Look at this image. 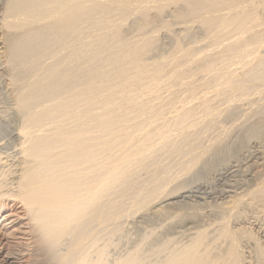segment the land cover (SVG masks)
Instances as JSON below:
<instances>
[{"label":"bare ground","instance_id":"obj_1","mask_svg":"<svg viewBox=\"0 0 264 264\" xmlns=\"http://www.w3.org/2000/svg\"><path fill=\"white\" fill-rule=\"evenodd\" d=\"M3 1L1 27L8 33L5 39L7 63L13 71L11 82L18 85L20 92L16 95L17 107L13 108L10 123H0V164H6L0 171V201L10 198L24 204L37 234V250L44 259L43 264H245L242 239L253 235L243 233L244 229L238 233L230 224L233 210H238L242 201L245 203L246 193L252 195L251 198L257 194L264 199V179L261 178H264V164L259 163L264 159L263 153L258 150L250 153L248 147L252 138H248L247 145H235L242 156L241 150H247L248 164L243 163L244 171L240 163L234 162L237 156L232 148L234 151L223 147L228 155L225 159L217 155V159L214 153L224 146V140L219 138L222 134L211 138L213 127L206 123L195 130L197 127L191 121L196 117L195 112L178 108L177 100L168 104L161 102L159 107L155 102L161 97L160 84H169L178 71L180 77L189 64L203 58V49L207 48L200 40L216 47L211 49L210 46V55L213 50L222 49L217 50V55L213 51L215 56L206 58L209 62L204 58V65L203 60L200 61L203 66L200 65L199 70L213 76V86L205 85L209 89L205 91L207 88L202 87L204 91L200 93L198 89L195 91L196 87L193 90L186 86L192 94H199H193L192 98L201 100L199 103L205 112L199 110L200 114L216 115L218 110L214 113L209 107L214 100L210 96H216L219 102L217 96L222 91L230 93V98L227 94L228 99L223 98L224 103L227 101L230 105L255 94L263 95L261 73L264 71H256V64L264 61V56L258 52L264 45V35L262 33L263 39L257 35L258 31V34L264 32L260 31L264 18L257 15L256 10L260 4L264 9V0ZM171 6L177 7L172 18L176 22L171 23L168 18L170 22L162 20L164 24L160 26L178 22L179 26L187 25L192 29L198 24L203 27L204 39L198 36L199 40H195L203 47L199 46L200 51L180 46L178 50L182 53L188 50L190 57L181 64H166L171 69L167 75L159 68V62L155 69L146 70L143 56L149 51V45L143 41L144 36L133 43L120 42L106 47L107 39L121 32L101 21L107 18L105 14L114 12L115 8L129 9L148 18V26L152 12L159 18L169 12ZM97 8H100L98 12ZM93 12L102 16L93 18L90 16ZM97 18L100 20L96 24L101 28L98 27L99 32L94 37L83 24ZM154 20L150 24H155ZM165 26L163 28L168 29ZM255 27L260 30L254 33ZM227 51L231 54L226 55L227 58L221 55L226 60L214 61ZM40 56L52 62L39 65ZM111 56L114 59L108 60ZM184 62L186 68L180 66ZM254 63L257 69L253 68L259 73L255 77L263 78L259 87L260 81L255 85L254 77L244 73H252L248 67ZM242 66L249 70L243 71ZM233 67H241L242 72H238L252 81L251 86L246 83L249 80L242 84L257 88L251 91L241 85L239 80L243 76L235 75L237 71L233 70L237 68ZM26 70H31L36 78L23 86L18 75ZM182 80L180 82L185 79ZM187 83L185 85H191ZM192 98L187 101L193 104L196 101ZM167 109L178 114L175 120L167 119ZM199 115L197 117H201ZM144 116L147 117L144 119ZM179 137L181 142H174ZM203 137L208 139V144L193 145ZM165 155L174 158L165 162L162 159ZM148 160H152L151 163L147 164ZM241 171L244 172L243 183L235 180ZM143 173L146 178H142ZM253 187L258 191H253ZM187 200H191L190 203ZM208 218L212 223H208ZM254 247L258 250L260 245ZM261 251L254 252L261 254ZM8 262L4 264L12 261Z\"/></svg>","mask_w":264,"mask_h":264},{"label":"rangeland","instance_id":"obj_2","mask_svg":"<svg viewBox=\"0 0 264 264\" xmlns=\"http://www.w3.org/2000/svg\"><path fill=\"white\" fill-rule=\"evenodd\" d=\"M257 2H261V0H257ZM4 6H5L4 1L0 0V7H1L0 8V123L1 124H2V122L3 123H10L11 119L13 118L12 117L13 113H14L13 111H15L14 109H16V107H17L16 95H17V93L20 92L19 87H17L18 85L12 84L13 82H11L13 71L11 69V65L9 63H7L8 62V60H7L8 48H7V43H6L5 39H6V36H7L8 33L6 31H4L2 29V27H1L2 13H3ZM172 7H174V6H171L168 9L169 12L166 13V14L169 13L170 15L169 14H168V16L166 14L162 15V16H166L165 17L166 19L164 17H162V16H160L161 19H160V17L157 18L158 15L154 14L155 12H152V15H149L150 17L152 16L151 19L153 18L152 20L149 18V20L151 21L150 23H152L153 20L156 19V18H157V21L154 20L155 24H153V25L150 24V23H149L150 24L149 25L147 23L148 26L146 25V22H148L146 20H148V18H146L145 16H141L142 13L141 14H139V13L135 14L136 12L134 13L132 10H129V9L115 8L114 12H111L108 15L105 14V16L107 18H102L101 21L107 22V24L109 26H114L117 29H119V31L121 32V34H119V35H116V36L111 37V38L109 37L107 39L106 47H108V46H110V47L111 46H117L120 42L133 43V42H135L137 40H140L144 36L145 39L143 38L144 39L143 41L146 42L149 45V51L143 56L144 59H145V62H146V70L149 71V70L155 69V67H157V65H155L156 62L157 63L159 62V64H160L159 68L161 69V71L164 72L165 75H167L169 73V71L171 70L170 67L168 68L167 66H165L166 64H169V63H172L173 65L174 64L175 65L181 64V63H183V61L188 60L186 58L190 57L189 55L191 54V52L189 54L188 50L186 52H183V53L178 50L179 47L182 46V45L184 47H186V48L188 47V49H190V51L194 50L193 52H196L195 49L196 50L199 49V51H200V49L203 48L202 46L207 48L206 51H205V49H203V51L206 54L205 53L203 54L204 56H203L202 59H200V61L205 58L204 60H206V62H209L208 60L210 58H213L215 55L219 54L218 53L219 51L217 52V50L219 49L221 51L222 50L221 48H218L217 50H213V51L217 52L215 55H213V51H212V53L210 55L209 52L211 50L209 51V49H210V46L213 45V43H212V45L209 46V44L204 43L203 40L201 42V40H200V44H202V43L204 44L202 46L199 45L202 48H200L198 46V44H196L195 40H197L198 38L199 39H204L203 38V33H202L203 32V27L201 25L199 26L198 24H195V25H198L199 28H198V26L194 25L195 28L192 27V29H190L191 27L187 26L186 24H185L186 26L184 28L183 25H182L184 23L181 24L182 26H179L180 23L178 24V22H177L178 25L177 24H174V25L171 24V26L166 25V23L169 21L168 18L170 19L171 23L176 22V20H173L174 19L173 17L176 14L175 12L177 10H175V9L177 7H175V8H172ZM258 7H259V5L257 6L258 10H256L257 11L256 13H258L257 15H259L260 17L263 15L262 18H264V9L263 8H262L263 10L261 9V4H260V8H258ZM171 9H173V10H171ZM99 10H100V8H97V12ZM171 11L172 12L174 11L173 12L174 15H172L173 13ZM94 14H95V12L90 14V16L93 17V18H94V16H95V18L97 16H100V17L102 16L100 14H96V15H94ZM171 15H172V17H171ZM88 17L89 16H87L86 18H88ZM98 20H100V19H98V18H97V20L91 19V20H88L90 22H85V24H83V28H85V30L90 35H92L94 37L96 36L97 32H99V29L101 28L100 26H98L96 24V22ZM162 20H163V22H166L165 25L168 26V29H166L167 27L165 25H163L164 23L161 22ZM262 21H263L262 23H264V19ZM161 23H163L162 27L160 26ZM262 23H261V25L259 24V26H258V27H260V29L262 27L264 28V24L262 26ZM141 25L144 26L145 28L144 27L142 28ZM163 26H165L166 28H163ZM98 27H99V29H98ZM138 27L141 28V29H139ZM153 27H154V29L156 31L153 29ZM186 27L188 29H186ZM258 27H255V29L253 30L254 33L257 32ZM200 28H201L202 31L200 30ZM263 28H262V30H260V29H258V30L264 31ZM206 31L204 32L205 33L204 34L205 37L207 36V34H209V31H207V34H206ZM143 33H147V35L145 34L146 35L145 36ZM258 33H259V31L257 32V35L258 36L261 35V36H259L260 38L262 37V33L264 35V32H260L261 34H258ZM257 35L255 34V36H257ZM94 37H92V38H94ZM263 38H264V36H263ZM263 38H261V39H263ZM206 41H208V40H206ZM227 43H228V41L225 43V45ZM228 45H229V43H228ZM224 46H222V47H224ZM263 46H262V49H263ZM55 49H56V47H54L52 49V51H54ZM211 49H216V47L213 48V46H212ZM262 49L259 50L258 52H260V55L262 54V56H264L263 55L264 49L263 50ZM207 52L210 55L209 58L206 56V55H208ZM228 52L229 51H227L226 53L222 52L223 54L221 53L220 56L221 55L222 56L223 55L226 56V55H228L230 53V52L229 53ZM212 55H213V57H212ZM229 55H231V54H229ZM220 56L219 57L217 56V58L215 57L214 61L215 60H220L219 58H221L220 61L222 63L223 59L226 60L224 57H222V56L220 57ZM227 57L228 56H226V58ZM112 59H114V56L108 57V60H112ZM165 59H168V61H166ZM37 60L39 61V65L42 64L43 62H46V63H51L52 62L50 59H45L44 56H40V58L37 59ZM163 60H165V61H163ZM204 60L202 61L203 65H204ZM200 61L198 60V62H194L192 64H189L190 66H188V67L185 66V63L187 61L184 62V64H182L180 66H182V67L184 66V68L187 67L188 69H183L184 70V72H183V70L180 68L181 72H183L182 74H180L182 76L179 77V71H178V75L177 76L175 75L176 77L171 79V81L169 83L170 85L168 83H167L168 85L167 84H160L158 86L159 87L158 91H159V95H161V97L159 96L160 100L159 101L157 100V102H155V105L157 104L158 107H159V105H161L160 104L161 102H163V103L166 102V104H168L169 102H171V100L172 101L177 100L178 103L176 104V106L178 108H181V109H184V108L186 109L187 108L188 110L192 109V113H194V112L196 113V114L194 113V115L196 117H194L191 120L192 123L195 124L196 127H197L195 130H199L201 128V125L203 127V126H205V123H206V126H209L211 128L213 127L211 132L213 133L214 136L212 135V133H210V135H211L210 137L211 138H213L215 136L217 137V135L219 137V135L221 136V134H222V136L219 137V138L221 140L223 139L224 140L223 142L226 143V144L223 143L222 145H224V146L220 145V146H222L221 150H217L214 153V156L217 157V155H219V158L221 157L220 159H222L224 156L226 157V155H228L227 154L228 150L230 148H232V149L235 150V153H233V154L235 155V157L237 156V158L234 159L235 160L234 162H236L237 165L240 163L241 164L240 166L243 168L242 170L244 171L245 170L244 165L248 164L247 163L248 160L246 159L247 155H245L247 150H246V148L241 150L244 153L243 156H242V154H240L242 152L238 151L239 147H237V149H236L237 145H242V144L247 145L245 143H247L248 138H252L251 145H250V147H248L249 148L248 149L249 152L253 153L254 151L257 152V150H258L261 153H263L262 158H264V98H263L264 94L263 95L259 94L260 96L255 94V96H254L255 98L251 97L249 99L241 100V102L239 101V103L236 102V103H232L230 105V104H226L227 101L224 103V99H226V100L228 99V98L225 97V95L227 94L226 96L229 97L230 93L229 92H226V93L224 92L225 93L224 94L223 91H222V93L221 92L220 93L223 94V95H221L219 93L218 96H217V99L219 100V102L215 99L216 96H214V97L210 96V99H212V100L214 99V100L213 101L210 100V102L211 101L212 102L209 103V107H210V109H212L211 111H213V109H214V113H215V110H218V111H216L217 112L216 115L215 114H211V116L209 117L208 116V112H207V115H204L206 113L200 114L201 111L204 110V109H201L202 106H200L201 103H199V102H201V100L198 99L199 101L198 100L196 101L195 98L193 99L192 95L194 93L192 94L190 90L191 89L194 90V88L196 87L195 91H196V89H198V93H200V92L204 91L203 88L205 89V87H206L205 85H207V84L209 85V83H210V86L212 87L213 84H214V82L212 81L214 78L211 79V77H213V76L207 75V73H204L205 71L202 72L203 71L202 69H201L202 71L199 70L203 66L202 62H200ZM262 62H264V61H262ZM262 62L256 64L258 69L255 67V63H254V66L250 65L251 67L250 66L248 67L249 69L250 68L252 69V73L249 72V71H248V73L244 72L246 75L249 74L248 76L250 78L254 77V78H252L253 80L252 79L251 80L254 81L256 84L255 83H253V84L258 85L261 82V84H259L258 87L262 86V84L264 82L263 81L264 80L263 79L264 78V73L262 72V71H264V69H263L264 68V66H263L264 63H262ZM198 63H201V64L198 65ZM200 65H202V66L199 68ZM259 65H261V66L259 67ZM253 67H255L257 69L256 71H258L259 73L262 72L261 74H262L263 78L260 77V79H259V75H257V77H258V80H257V77H255V76H256V73L257 74H259V73L256 72L254 70L255 68H253ZM196 68H198V69H196ZM234 68H237V67H233V69ZM240 68L241 67H238L237 69L233 70V72L235 70L237 71L235 73V75L236 74H240L239 72H242V70H240ZM244 68L245 67L242 66L243 71L249 70L247 68L246 69H244ZM259 68H260V70H259ZM190 69L193 70V72ZM185 70L187 71V73H185L186 72ZM18 71L19 70L15 71V73H18ZM30 71L26 70V72H21L20 73L21 75H18L22 79V81L20 82V85L22 84L23 86H26L28 83L32 82L36 78L35 74H32ZM194 72H195V74H194L195 77H194V75L191 74V73H194ZM184 73L187 76L184 75ZM244 73L243 74L241 73L238 76H239V78L241 77V75L243 76L242 77L243 80L240 79L239 81L241 82V85H244L247 88L249 84L251 86V84H252L251 82L252 81H250L249 77H248V80L250 82L247 79H245ZM253 73H255L254 76H253ZM250 75H252V77ZM206 76H209V77H206ZM246 78H247V76H246ZM181 79H183V80L185 79L186 81L184 80V82H180ZM254 79H256V80H254ZM244 80L249 82V83L246 82L248 85H245L244 83L242 84V82H244ZM256 81H258V82L260 81V82L258 83ZM171 82H173V83H171ZM187 82L191 83V85L190 84L189 85H185ZM237 83H238L237 85H240V83L238 81H237ZM202 85H204V86H202ZM237 85L235 87H237ZM186 86H189V87L191 86L190 87L191 89L189 87H186ZM250 86L248 88H250ZM186 88H187V90H186ZM239 88H241V87H239ZM252 88H257V87L255 86V87H252ZM252 88H250L251 91H252ZM18 89H19V91H18ZM208 89H209V86H208L207 89H205V91H207ZM253 90L255 91L256 89H253ZM186 91L189 92L190 94L187 93ZM196 93L197 92H195L194 95L198 94V93L197 94ZM228 93H229V95H228ZM239 93H240V91H239ZM238 94H235V96L238 95ZM188 95H189V97H188ZM194 95H193V97H195ZM198 96H199V94H198ZM219 96H220V98H219ZM186 97H188V99L192 98L193 101H196V102H194L193 104H192V102L189 103L187 101L188 99ZM260 97H261V101L259 100ZM254 101H256V102H254ZM221 102H222V104H220ZM210 104H212L211 106H213L214 108L213 107L211 108ZM228 105H230V106H228ZM216 107H218V108H216ZM155 108H156V106H155ZM199 110H201V111H199ZM204 112H205V110H204ZM218 112H219V114H218ZM198 113L201 115V117H197L199 115ZM221 113H223V114H221ZM177 115H178L177 113H174L172 110H170L169 112H167V114L165 116L167 117L168 120H170V119L173 120V118L175 116H177ZM213 115H215V116H213ZM218 115H219V117H218ZM204 116H205V118L206 117L207 118L204 119ZM146 117L147 116H144L143 118L145 119ZM2 118H5V119H2ZM175 118H174V120H175ZM199 122H201L202 124H200ZM197 124H199V125H197ZM214 129H217V130H214ZM248 130L250 131V133H249ZM252 130H253V132H252ZM193 131H194V129L190 130V132H193ZM226 131L229 132L228 134H225L227 136L224 135V133ZM251 132H252V134H251ZM249 134H251V135H249ZM252 135L254 137H251ZM255 135H257V136H255ZM2 137H4V136H2ZM210 137H208V138H210ZM181 140H182V138L179 137V138L175 139L174 142L179 143V142H181ZM208 143H209L208 139H206V137L205 138L203 137V139L201 138L197 143H194L193 145H199V144L200 145H204V144H208ZM231 146H233V147H231ZM223 147L226 148V149H228V148L229 149L226 151V149L223 150L224 149ZM234 150H231V151H234ZM220 153H221V155H220ZM208 155H207V157H205L206 159L209 158ZM244 155H245V157H244ZM238 156H239L240 159H241V157H243V158L241 160L240 159L238 160ZM225 157H224V159H225ZM172 158H174V157H172V156L170 157L168 155H165L162 159L165 160V162H170ZM219 158L217 157V159H219ZM236 160H238L239 162H237ZM151 161L152 160H148L147 164L151 163ZM4 162H6V160ZM243 163H244V165H243ZM259 163L264 164V159H262ZM236 164H233V165H236ZM3 165H6V164H3ZM3 165H2V163L0 164V171L3 168ZM8 165H10V164H8ZM7 169H8V167L6 168V170ZM14 169L15 168H13L12 170H14ZM243 173L241 171V173H239V176L237 177L238 179L237 178L235 179L236 181L237 180L240 181L239 183H243L241 181L242 178H243ZM141 176H142V178H146L147 177V176H145V173H143ZM261 178L264 179L263 176ZM228 185H229V183H228ZM253 189H254V187L252 188V190ZM241 191H243V189L240 190V192ZM253 191L257 192L258 190L254 189ZM246 194H247V196L244 197L245 203L242 201V203L239 204V206H238L239 209L237 210V208H236V210L238 212L236 210H233V212L234 211L235 212L232 213L233 214L232 218H233V216H234V218L233 219L231 218V224L230 225H232V228L233 229L235 228V230H237L238 233H242V232L245 233V231H246V232H249V233H251L253 235L252 238H246L245 237V239H242V240H244L242 242V244H244V245H241V249L244 250V251H242L241 249L240 250H241V252H244V253H242L243 254V256H242L243 261L245 259L244 263L245 264H255V263L256 264L257 263L258 264H261V263L264 264V262H263L264 261V259H263L264 258V250L261 251L262 248L264 249V244H263L264 243V219H263L264 218L263 217L264 211H262V210H264V207H260V206H264V205L260 204V203H262V204L264 203V199L261 198L262 196L260 197V195H258L261 198V200H260V198L258 196H256L257 194H255L256 198H258V199H256L255 196H253L255 198V200H256L255 201L254 198H251L252 195L250 196V195H248V193H246ZM247 197L248 198L250 197L251 199L249 198V200H248ZM252 200H254V201H252ZM190 201L191 200H187L188 203H190ZM261 201H263V202H261ZM258 202H259L260 205L258 204ZM248 204H249V206H248ZM250 205H251V207H250ZM243 211H244V213H243ZM207 212H209L208 209H207ZM237 216L239 217V219L237 218ZM211 218H213V216ZM211 218H208V223H212V219ZM214 219H213V221H215ZM209 220H210V222H209ZM199 224H202V223H199ZM240 230L241 231L243 230V231L241 232ZM255 234L257 235L256 236L257 241H256V238H255ZM211 236H212V234H211ZM246 239H249V240H246ZM250 239H252V240H250ZM250 241H252V242H250ZM254 241H256V242H254ZM257 242L260 243V244H258ZM259 245H260V247L258 248V250H256V247H254V246H259ZM38 246L39 245L37 244V234H36V231H34V229H33V222L31 221V217L29 216V213L27 212L24 204L19 202L18 200H13V199H10V198L9 199L8 198H4L3 200H1L0 201V264L9 263L8 261H12L11 264H43L42 261L44 259H42V257L40 258V255L38 254V250H37L39 248ZM254 248H255V250H253ZM260 248H261V250H260ZM254 251H261L263 253V254L261 253L262 254V256H260L261 258L259 257V255H261V254H259V252H254ZM36 254H38V255H36ZM255 254H256V257L258 256V258H259L258 262H257L258 258H255ZM39 258L41 259L40 262H39ZM250 258H253V259H250ZM248 260H249V262H248Z\"/></svg>","mask_w":264,"mask_h":264}]
</instances>
